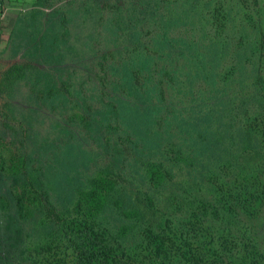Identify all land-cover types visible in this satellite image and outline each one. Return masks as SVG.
I'll use <instances>...</instances> for the list:
<instances>
[{"label": "trees", "instance_id": "obj_1", "mask_svg": "<svg viewBox=\"0 0 264 264\" xmlns=\"http://www.w3.org/2000/svg\"><path fill=\"white\" fill-rule=\"evenodd\" d=\"M154 17L143 7L126 12L113 43L93 50L90 65L104 70L87 76L93 88H59L61 114L72 111L65 109L69 99L76 112L60 126L54 156L33 154L27 164L36 167L10 174L12 215L8 233L0 234V264L30 263L21 253L29 246L24 231L30 225L45 236L60 225L64 244L58 247L72 249V256L58 264H129L127 247L135 243L112 247L109 240L130 234L133 215L140 223L150 218L138 235L148 239L146 251L160 257L167 245L160 228L169 220L161 216L174 199L182 201L170 189L192 172L203 183L211 166L215 171L229 163L223 154L239 149L237 140L260 133L248 122L254 115L249 102L258 94L256 48H234L213 27L176 35ZM260 30L258 21L251 32L262 50ZM47 241L37 247L54 245Z\"/></svg>", "mask_w": 264, "mask_h": 264}, {"label": "rangeland", "instance_id": "obj_2", "mask_svg": "<svg viewBox=\"0 0 264 264\" xmlns=\"http://www.w3.org/2000/svg\"><path fill=\"white\" fill-rule=\"evenodd\" d=\"M133 1L9 0L5 5L0 25V234L8 233L12 215L10 174L36 167L27 164L33 154L54 156L62 138L60 126L76 112V101L69 99L65 109L72 111L61 114L59 88L73 93L83 84L84 91L91 90L87 76L104 74L99 65H90L94 48L113 43L116 28L126 22L125 13L143 7L155 13L152 22L173 28L176 35L213 27L234 48H256L260 66L253 84L258 94L249 102L254 115L248 122L261 131L237 140L239 149L223 154V162L229 163L215 166V171L211 166L203 183L190 168L184 171V177L192 172L190 178L170 189L182 201L174 199L161 216L169 219L167 228H160L167 243L162 257L146 251L148 239L138 235L151 222L147 217L140 223L138 215L130 216V234L109 243H135V249L127 247L129 264H264V48L255 47L259 41L251 32L259 21L264 38V0ZM27 228L29 246L21 250L26 263L58 264L72 256V249L58 247L64 244L60 225L48 229V237L32 225ZM46 240L54 245L37 247Z\"/></svg>", "mask_w": 264, "mask_h": 264}, {"label": "crops", "instance_id": "obj_3", "mask_svg": "<svg viewBox=\"0 0 264 264\" xmlns=\"http://www.w3.org/2000/svg\"><path fill=\"white\" fill-rule=\"evenodd\" d=\"M9 0H0V25H1V19L4 15V9H5V5L7 4ZM2 41V35L0 34V43Z\"/></svg>", "mask_w": 264, "mask_h": 264}]
</instances>
